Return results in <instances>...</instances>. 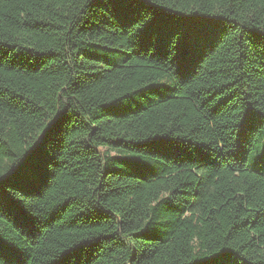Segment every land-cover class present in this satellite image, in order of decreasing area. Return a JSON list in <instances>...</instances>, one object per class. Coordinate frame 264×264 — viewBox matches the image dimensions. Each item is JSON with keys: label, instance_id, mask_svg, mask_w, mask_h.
<instances>
[{"label": "trees", "instance_id": "trees-1", "mask_svg": "<svg viewBox=\"0 0 264 264\" xmlns=\"http://www.w3.org/2000/svg\"><path fill=\"white\" fill-rule=\"evenodd\" d=\"M263 139L264 0H0V264H264Z\"/></svg>", "mask_w": 264, "mask_h": 264}, {"label": "rangeland", "instance_id": "rangeland-1", "mask_svg": "<svg viewBox=\"0 0 264 264\" xmlns=\"http://www.w3.org/2000/svg\"><path fill=\"white\" fill-rule=\"evenodd\" d=\"M264 139L262 140V142H257L256 144V150L252 153L251 157H250V163H254L255 161H257L256 167L259 169V166L261 164L264 163V158H259L257 160V158L259 157V155L261 154V152L264 150Z\"/></svg>", "mask_w": 264, "mask_h": 264}]
</instances>
